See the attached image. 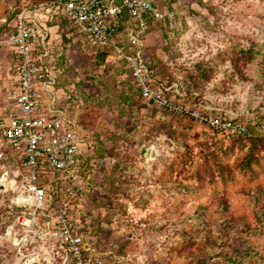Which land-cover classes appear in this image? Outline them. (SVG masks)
<instances>
[{"label":"rangeland","instance_id":"1","mask_svg":"<svg viewBox=\"0 0 264 264\" xmlns=\"http://www.w3.org/2000/svg\"><path fill=\"white\" fill-rule=\"evenodd\" d=\"M46 1L0 0V82L15 58L5 36L14 15ZM155 1L165 19L147 18L139 37L149 96L108 49L68 39L53 19L56 87L94 141L78 218L103 264H264V0ZM133 27L123 13L116 39L127 51L138 47ZM11 195L0 185V264H45L27 262L36 243L21 244Z\"/></svg>","mask_w":264,"mask_h":264},{"label":"built area","instance_id":"2","mask_svg":"<svg viewBox=\"0 0 264 264\" xmlns=\"http://www.w3.org/2000/svg\"><path fill=\"white\" fill-rule=\"evenodd\" d=\"M124 12L134 23L128 30L130 39L138 42L133 51L116 39ZM164 14L155 0H48L14 15L5 36L15 58L7 80L0 82L7 107L0 115V185L12 192L15 222L23 230L21 244H37L27 262L103 264L76 211L90 187L94 141L69 115L73 98L63 102L64 91L56 87L62 73L56 58L63 53L54 17L67 23L68 39L81 46L108 49L111 63L120 66L123 62L140 93L149 96L139 37L145 32L147 17L160 21ZM171 16L167 15L169 22ZM53 49L59 50L56 57ZM199 120L227 134L243 130L236 122L211 117ZM10 164L16 165L11 174Z\"/></svg>","mask_w":264,"mask_h":264},{"label":"crops","instance_id":"3","mask_svg":"<svg viewBox=\"0 0 264 264\" xmlns=\"http://www.w3.org/2000/svg\"><path fill=\"white\" fill-rule=\"evenodd\" d=\"M0 73H3L2 71H0ZM6 73V72H5Z\"/></svg>","mask_w":264,"mask_h":264},{"label":"trees","instance_id":"4","mask_svg":"<svg viewBox=\"0 0 264 264\" xmlns=\"http://www.w3.org/2000/svg\"><path fill=\"white\" fill-rule=\"evenodd\" d=\"M124 13H125V12H124ZM126 15H127V14H126ZM147 18H149V17H147ZM147 18H146V19H147Z\"/></svg>","mask_w":264,"mask_h":264}]
</instances>
